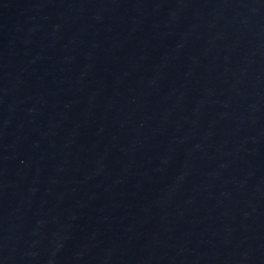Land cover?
I'll use <instances>...</instances> for the list:
<instances>
[{
	"label": "water",
	"instance_id": "1",
	"mask_svg": "<svg viewBox=\"0 0 264 264\" xmlns=\"http://www.w3.org/2000/svg\"><path fill=\"white\" fill-rule=\"evenodd\" d=\"M166 264H264V0H140Z\"/></svg>",
	"mask_w": 264,
	"mask_h": 264
}]
</instances>
